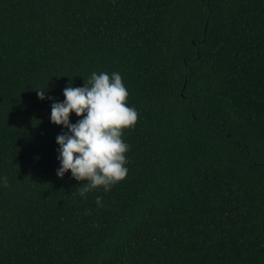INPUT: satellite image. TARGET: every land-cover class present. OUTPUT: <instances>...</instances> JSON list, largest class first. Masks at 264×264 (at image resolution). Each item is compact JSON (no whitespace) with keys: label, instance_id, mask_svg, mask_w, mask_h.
I'll use <instances>...</instances> for the list:
<instances>
[{"label":"trees","instance_id":"obj_1","mask_svg":"<svg viewBox=\"0 0 264 264\" xmlns=\"http://www.w3.org/2000/svg\"><path fill=\"white\" fill-rule=\"evenodd\" d=\"M101 71L138 118L82 197L37 91ZM3 177L0 264H264V0H0Z\"/></svg>","mask_w":264,"mask_h":264},{"label":"clouds","instance_id":"obj_2","mask_svg":"<svg viewBox=\"0 0 264 264\" xmlns=\"http://www.w3.org/2000/svg\"><path fill=\"white\" fill-rule=\"evenodd\" d=\"M45 88L38 89L37 97L51 101L50 122L61 126L55 138L56 175L62 178L70 172L74 180L85 181L78 189L82 197L99 187L109 191L127 175L129 145L122 138L123 130L133 127L138 118L136 109L126 103L129 93L121 75L92 72L87 84L78 87L69 79L62 101L47 96ZM73 113L79 119L70 122ZM0 179L7 186V178ZM96 204H102V197H96Z\"/></svg>","mask_w":264,"mask_h":264}]
</instances>
